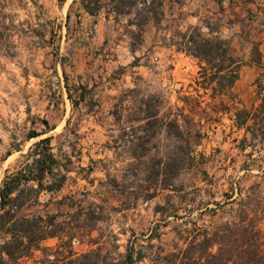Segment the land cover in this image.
I'll return each mask as SVG.
<instances>
[{"label":"rangeland","instance_id":"1","mask_svg":"<svg viewBox=\"0 0 264 264\" xmlns=\"http://www.w3.org/2000/svg\"><path fill=\"white\" fill-rule=\"evenodd\" d=\"M81 1L0 0V189L52 137L59 165L46 184L65 177L63 190L42 193L23 214L56 216L65 234H78L6 264H125L132 245L168 252L227 220L232 196L264 207V188L254 190L264 183V0H164L161 24L150 19L141 32L129 25L141 2L116 21L90 16ZM206 25L243 61L234 106L256 112L251 131L236 126L233 105L214 113L222 103L203 88L198 61L170 46L177 26L209 35ZM254 52L261 64L251 62ZM185 96L205 134L193 147L198 163L149 197L144 172L157 156L190 151L189 136L178 140L169 125ZM148 107L160 120L146 126Z\"/></svg>","mask_w":264,"mask_h":264},{"label":"trees","instance_id":"2","mask_svg":"<svg viewBox=\"0 0 264 264\" xmlns=\"http://www.w3.org/2000/svg\"><path fill=\"white\" fill-rule=\"evenodd\" d=\"M138 2L143 5V8L136 11L139 20L130 21L129 25H136L140 32L150 19L160 25L164 0H82L81 5L90 16L97 17L105 13L107 20L113 17L119 21L121 17L132 13ZM206 27L209 35H205L200 26H189L186 30L177 26L169 42L177 51L186 53L198 61L203 88L211 99L221 100L222 108L214 111L219 113L235 107L236 95L233 88L240 78L243 61L235 56L229 39L214 35L213 28L209 25ZM254 50L257 55L260 53L258 48ZM256 54L252 53L251 62L261 64V59ZM227 99L233 101V104L226 102ZM191 100L193 101V97L185 96L184 105L178 107L175 113H171L172 118L169 119V125L175 129L178 140L183 139L186 134L189 136L187 143L190 151L157 156V166L144 172L148 178H152L147 190H153V193L149 197L156 196L159 190L169 189L170 181L176 179L184 169L194 168L198 163L193 147L200 145L205 134L195 122L197 112ZM214 105L216 107L215 102ZM234 109L238 128L251 131L257 126L258 116L253 108ZM144 112L146 126L160 120V111L150 112L148 107ZM38 135L34 132L30 137ZM51 142L52 137L37 142L27 155L26 166L7 175L2 182L0 264H6L7 260L32 258L35 251L46 249L43 243L50 238L67 237L68 242H72L78 235L75 228L65 234V228L56 224V216L23 214L27 207L32 208L40 204L42 193L53 194L63 190L65 177L46 184L48 176H56L55 171L59 165ZM132 157L139 161L145 155L135 153ZM257 188H264V183L254 185V190ZM229 200L231 205L237 207L232 206L227 220L193 230L184 238L183 246L176 245L168 252L163 249L154 251L153 245L142 246L136 251L132 245L128 247L125 255V264L144 261H148L146 264H264V230L261 226L264 207L254 204L251 195L239 201L232 196Z\"/></svg>","mask_w":264,"mask_h":264}]
</instances>
